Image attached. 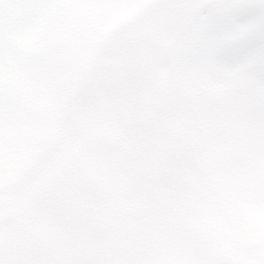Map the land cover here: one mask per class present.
<instances>
[{"label":"snow or ice","instance_id":"1","mask_svg":"<svg viewBox=\"0 0 264 264\" xmlns=\"http://www.w3.org/2000/svg\"><path fill=\"white\" fill-rule=\"evenodd\" d=\"M179 58L183 63L195 56L184 52ZM234 58L250 60L264 77V60H252L246 47ZM160 68L176 71L172 65ZM234 82L264 96V78L239 76ZM234 99L264 108L257 100ZM132 102L142 118L118 105L127 131L111 119L80 129L71 108L59 117L33 119L35 126L55 129L39 141L46 157L60 150L57 136L70 143L62 161L21 203L10 208L0 199V264H247L192 206L201 186L182 170L190 165L165 135L201 98L170 78L133 94ZM0 129L6 146V118ZM129 133L150 151L138 148Z\"/></svg>","mask_w":264,"mask_h":264},{"label":"rangeland","instance_id":"2","mask_svg":"<svg viewBox=\"0 0 264 264\" xmlns=\"http://www.w3.org/2000/svg\"><path fill=\"white\" fill-rule=\"evenodd\" d=\"M58 1L32 0L27 10L20 12L19 5L17 7L11 5L13 1L0 0L1 4L8 3L3 4L6 8V13L0 14V74L7 75L4 78L6 80H13L18 86L22 82H28L34 86V84L38 85V81L35 80L36 76L39 77L42 74V76L50 80L56 75L55 72L58 69L60 74L56 76L62 78V75L65 74L69 79L68 83H72L71 76L75 75L76 79L77 77L79 78V81L83 80L89 66L94 62L98 64L99 59H94V56L98 52L108 55L109 60L113 62L112 65L116 66L112 69L107 68L104 71L107 74L108 80L114 82L113 74L120 68L123 69L122 72L120 71V75L124 77L123 79L118 78V90H116L113 83L108 84L102 98H95L91 102L90 97L92 94L88 97L89 94L86 93L81 97L84 98L86 106H82L80 115L78 116V111L75 116L77 123L82 124L85 128L102 122L106 118L120 123L122 128L127 129V126L120 118L118 110V105H120L126 95L125 90L129 89L139 95L142 94L143 89L149 91L156 87L154 82L143 81V79L139 81L138 77L143 76L140 74L134 75V72H141L138 66L143 65L146 68V78L153 80L158 72L156 63L159 62L162 65H169L170 63L167 62L165 64L164 60L165 51L162 45L167 44V38L161 41L159 36L163 32V34L171 32V35H175L173 39L174 51L170 52V58L176 55L182 45H185V40H189V42H193L194 44L201 41L203 46H207V54L214 56L217 65L214 69L218 75L216 77L211 76L209 79L214 86L226 87L233 74L234 84V81L239 76L251 78L250 73L255 72L256 69H254L250 60L234 58V53L237 49L246 47L252 60L256 62L264 60V28L260 30L259 27H256L246 34L242 31L246 26L245 24H259L256 19L261 9L257 5L256 0H252V8L250 9L254 11L249 10V12L245 10L243 4L234 7L233 0H184L180 8H174L170 16H163L159 12L145 16L141 23L137 22L133 24L121 36L116 35L113 30L119 26L121 21L133 16L141 5L150 0H124L120 3H111L110 0H101V2L99 0H93L88 6L85 5V0H77L79 1L77 3L78 5L75 3V0H65L56 4ZM68 1L70 4L66 8L67 10H65L66 14L70 18L79 17L80 19L77 18V20H81L83 23L79 24L76 21L74 23L76 24L75 26L67 23L69 25L66 26L64 32L60 36L54 34V39L51 36L48 41H53V43L47 42V47L45 48L42 46L43 42L41 39L43 26L49 14L55 16L57 19L59 17L57 14L61 6ZM188 3L189 6L187 7ZM196 6L200 8L199 13L195 14L192 18V8ZM64 20L66 21V19ZM174 20L177 21L175 27L171 24ZM246 21L247 23H245ZM86 22H91V24H97L95 22L109 24L110 26L113 25V28L102 30L93 35L91 31L87 33V27L83 25ZM142 23L148 24L143 26ZM160 26H164L162 33L159 32ZM152 32L155 34L154 36ZM170 39L171 37L169 41ZM62 41L64 44H68L70 48L64 49L63 57L57 56L56 60H52L55 48ZM77 43L80 46H75ZM108 46L110 48L109 51H107ZM193 53L205 54L202 58L206 59V52L204 51L195 50ZM27 56L28 59H26ZM160 56H162L161 60H159ZM11 58L16 62L14 63ZM18 64L20 69L17 67ZM47 64H51L52 66L47 67ZM181 65L179 64V67ZM60 68H62V71H60ZM175 68H178L177 65H175ZM101 69L99 66V72ZM126 76L129 77L128 80L125 78ZM92 78L95 79L94 77ZM86 83L88 82L86 81ZM157 86L159 85L157 84ZM238 86L242 97H245L249 93L250 99H261L264 101V96H261L255 89L247 87L243 83L238 84ZM234 93L238 95L237 91H234ZM15 94H17V91L11 92V95ZM3 97H1V103L3 102ZM41 102V100L38 101V104ZM81 105L83 104L79 106ZM125 106L128 107L130 112L136 115L137 109L129 104H125ZM50 109V107H47L44 108V111L48 113ZM36 127L32 125L30 128L16 129L17 132L14 133V141L21 149L23 156H13L11 153H6L4 156H1L3 158L0 162V193L2 194V198H4L3 182L8 177V174L13 173L12 177H15L17 173H20L21 166L24 164L28 165L32 161L33 154L38 150V152L42 151L41 147H34L32 136L34 134L33 128ZM167 133V139L169 140L172 135L169 132ZM195 133V130H191V133L188 135L190 141L195 139ZM129 136L134 144L139 142L141 148H144L140 142L142 139L132 133ZM65 151L67 152L68 148ZM255 152L258 155H262L264 160L263 148H261L260 152ZM185 156L186 158H184L186 160L189 155ZM187 162L190 165L189 167H191L193 164L192 161L189 159ZM177 166L179 167L180 165ZM252 167L249 172V177L252 178L254 176L255 178L253 180L256 181V184L251 187L252 191L247 192L244 190L247 187L239 182L238 171H235V173L233 171L230 172L233 178H230L231 180L226 186L228 192L225 193V196L228 199H232L234 203L239 201L240 205L245 202L246 207L250 205L249 198L255 191H259L261 188L259 184L262 179L259 180V176L264 178V172L258 171L259 168L257 166ZM262 169L264 171V168ZM243 174L248 177L246 173L243 172ZM169 183H172V181L169 180ZM229 227L230 230L227 236H230L232 243L234 242L232 248L240 254L238 257L242 259L254 257L256 254L255 250L248 249L247 246L248 244L256 245L258 237L248 241L246 233L236 235L231 225ZM231 233L234 235H230ZM235 238H238L247 249L237 244ZM221 243L224 247H228L225 241L222 240Z\"/></svg>","mask_w":264,"mask_h":264}]
</instances>
